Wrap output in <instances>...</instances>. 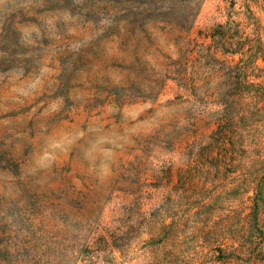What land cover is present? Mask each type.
<instances>
[{"label":"rangeland","instance_id":"1","mask_svg":"<svg viewBox=\"0 0 264 264\" xmlns=\"http://www.w3.org/2000/svg\"><path fill=\"white\" fill-rule=\"evenodd\" d=\"M144 1L0 0V264H264V0Z\"/></svg>","mask_w":264,"mask_h":264},{"label":"trees","instance_id":"2","mask_svg":"<svg viewBox=\"0 0 264 264\" xmlns=\"http://www.w3.org/2000/svg\"><path fill=\"white\" fill-rule=\"evenodd\" d=\"M182 2H187L189 3V1L192 0H181ZM145 3H151L152 0H145ZM172 13L164 11V12H156V11H148V12H142V19L144 18L146 23L149 22H164L165 24H169V25H176L179 27H186L190 24V21L192 19V15L191 17H178V16H171ZM162 16V17H160Z\"/></svg>","mask_w":264,"mask_h":264}]
</instances>
